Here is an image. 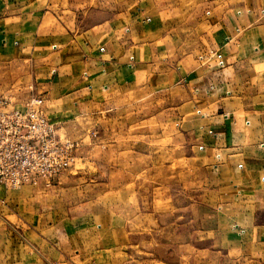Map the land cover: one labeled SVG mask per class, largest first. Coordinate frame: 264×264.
I'll list each match as a JSON object with an SVG mask.
<instances>
[{
  "label": "crops",
  "instance_id": "1",
  "mask_svg": "<svg viewBox=\"0 0 264 264\" xmlns=\"http://www.w3.org/2000/svg\"><path fill=\"white\" fill-rule=\"evenodd\" d=\"M149 93L205 165L220 246L263 264L264 0H0V94L16 104L41 96L68 135ZM45 185L0 184V264H137L131 216L56 203Z\"/></svg>",
  "mask_w": 264,
  "mask_h": 264
},
{
  "label": "rangeland",
  "instance_id": "2",
  "mask_svg": "<svg viewBox=\"0 0 264 264\" xmlns=\"http://www.w3.org/2000/svg\"><path fill=\"white\" fill-rule=\"evenodd\" d=\"M168 107L153 93L130 95L98 116L77 118L68 131L79 140L76 161L46 188L56 203H111L131 216L138 232L128 251L137 264H262L220 246V210L204 206L205 165Z\"/></svg>",
  "mask_w": 264,
  "mask_h": 264
},
{
  "label": "built area",
  "instance_id": "3",
  "mask_svg": "<svg viewBox=\"0 0 264 264\" xmlns=\"http://www.w3.org/2000/svg\"><path fill=\"white\" fill-rule=\"evenodd\" d=\"M215 54L222 64V54ZM42 101L32 95L16 104L0 94V184H49L75 163L79 140L48 118Z\"/></svg>",
  "mask_w": 264,
  "mask_h": 264
}]
</instances>
